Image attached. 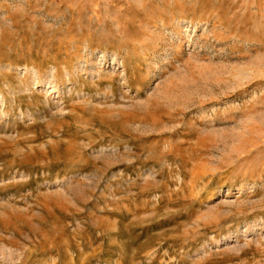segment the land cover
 <instances>
[{
	"label": "rangeland",
	"instance_id": "obj_1",
	"mask_svg": "<svg viewBox=\"0 0 264 264\" xmlns=\"http://www.w3.org/2000/svg\"><path fill=\"white\" fill-rule=\"evenodd\" d=\"M0 264H264V0H0Z\"/></svg>",
	"mask_w": 264,
	"mask_h": 264
}]
</instances>
